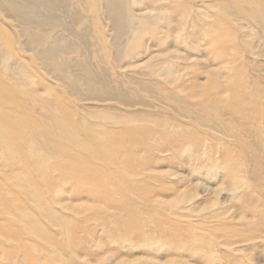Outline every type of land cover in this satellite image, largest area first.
Here are the masks:
<instances>
[{
    "label": "rangeland",
    "instance_id": "obj_1",
    "mask_svg": "<svg viewBox=\"0 0 264 264\" xmlns=\"http://www.w3.org/2000/svg\"><path fill=\"white\" fill-rule=\"evenodd\" d=\"M85 1L50 31L73 44L60 61L87 57L122 100L70 96L0 7V264H264V0H125L122 36ZM124 129L146 144L110 154ZM83 132L109 184L88 138L63 152Z\"/></svg>",
    "mask_w": 264,
    "mask_h": 264
},
{
    "label": "bare ground",
    "instance_id": "obj_2",
    "mask_svg": "<svg viewBox=\"0 0 264 264\" xmlns=\"http://www.w3.org/2000/svg\"><path fill=\"white\" fill-rule=\"evenodd\" d=\"M74 2L76 3V5L82 4L83 0H0V7L3 11H5L7 14H9L13 18V21L15 20L14 21L15 25H17L19 32L22 34L24 38V42H27V45L29 44L36 51V56L38 60L39 59L42 60L43 63L52 70V72L57 77V79L59 78L65 81V86H66L65 90L69 93L70 96H74V97L77 96L79 97V99L81 98V99L102 100V99H117L118 98L122 100L123 99L121 97L122 93L116 94L118 93L117 90L111 89L112 90L111 91L110 89L106 88V85L109 86L108 82L106 81V77L94 72V70L92 69L91 63L87 57L80 58V59L70 58L68 59L70 61L66 60L67 62L65 61L64 63H61L60 61L63 54H67L68 52L72 50L73 44L72 42L68 41V39L64 35L62 34L58 35L57 33L50 34V31L56 26L63 27L65 31L66 30L70 31L72 29V24L78 19V15L76 12H70V9H71L70 5L74 4ZM99 2H103L102 6H103L104 13L110 25L113 26L115 33L120 36H122L123 34L129 35L131 31L129 30L130 23L128 20V16L125 13V10H126L125 0H99ZM59 11L60 13L63 12V18H61L60 16L61 14H59ZM252 20H253V23L256 24L259 28H262V27L264 28V18L261 19L257 15H254L252 17ZM83 32L86 34L88 31L84 29ZM78 36L82 38L79 31H78ZM82 42L84 43L83 46L86 47L87 43L83 38H82ZM119 51L121 50H118L116 52L117 56H118ZM262 53L264 55V52ZM4 57H5V53H4L3 58ZM18 73L23 74V72L22 73L18 72ZM70 75L76 78L73 80H68L69 79L68 76ZM16 77H17L16 80H19L20 82L24 81L23 76L22 77L16 76ZM230 87L229 89L231 90ZM113 91L116 93H114ZM238 91L239 90L233 88V94L239 95ZM19 107H21V105L18 106V112L20 113L19 115H21L22 109H20ZM27 113L25 112V118H26V114L29 116V112ZM90 114L93 115L94 113H90ZM67 115L69 116L68 117L69 120L67 122H66V119L64 120V118L59 119V117H57V120L64 122L65 123L64 128L69 129L67 125L77 124V119L74 117L73 114L69 113V111L67 112ZM16 118H19V117L16 116ZM25 118L21 120V122L18 124H16V122L13 119H10V123L13 126V133L15 135L17 134L18 129L25 123L24 122ZM36 127H39V124L36 125ZM79 135H82L88 138L90 143L92 145H95L94 148H91V149L89 148L87 154L88 156L93 155V157L97 158V162L96 163L93 162L94 163L93 170L100 174L101 181L105 182L106 184H109L107 175L104 174L109 168V164H111L110 159H109L110 162L106 161V157L108 156V154L106 153L107 148H104L103 146H101L92 134L83 132L81 134L73 133L72 136H68V135L63 136L62 138L66 142V144L63 146V152L69 153V154H75V152H77L80 149V146L77 142V137ZM125 138H128L134 141L135 145H145L146 144V141L144 140V135L142 133H140L139 131L133 130V129H124L120 133L116 134L115 139L112 141L111 144H109L113 146V148L115 149L114 150L112 147H110L111 148L110 154H113L115 151L116 152L118 151L119 142L124 140ZM72 156H75V155H72ZM67 158H70V157L67 156ZM130 160H131L130 162H134V160L132 159ZM32 162H30V164L32 163L34 167H39L38 171L40 173L42 170V166L44 167L45 163L42 161L41 162L32 161ZM90 172H92V170L91 171L89 170V173ZM85 182L87 184V181ZM98 182L99 184H97V187H95L96 193L102 197H110L109 196L110 193H107V190L104 189L106 188L105 185L101 184L100 181ZM86 186L89 187V185H86ZM24 188L26 189L25 186ZM122 189L125 190V187L123 186ZM16 191L18 192V190ZM20 196L22 195H19V197ZM26 200H27V202H25L26 204L29 203L30 201H33L29 197H26ZM116 206H125V204H116ZM133 206H134V203H131L132 211H133ZM123 227L125 226L123 225Z\"/></svg>",
    "mask_w": 264,
    "mask_h": 264
}]
</instances>
